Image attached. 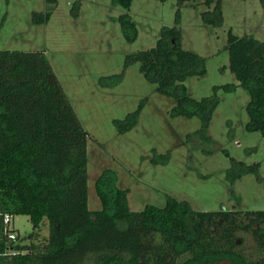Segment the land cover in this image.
I'll use <instances>...</instances> for the list:
<instances>
[{
  "label": "trees",
  "instance_id": "trees-1",
  "mask_svg": "<svg viewBox=\"0 0 264 264\" xmlns=\"http://www.w3.org/2000/svg\"><path fill=\"white\" fill-rule=\"evenodd\" d=\"M177 1L182 8L195 0ZM201 1L210 8L201 13L202 21L223 26L222 0ZM113 2L129 11L134 0ZM73 12L77 14L78 6ZM51 16V10L34 13L33 21L44 24ZM118 22L125 40L136 41L132 16L123 14ZM180 23L179 10L176 26L164 27L154 48L127 56L125 69L140 64L156 91L175 101L171 117L200 120L201 127L187 136V143L210 145L208 129L220 103L217 93L236 86H215L213 95L200 100L189 95L186 80L206 75L207 67L204 57L183 49ZM227 51L229 69L250 98L246 130L264 137V41L230 30ZM123 75L104 77L101 83L117 86ZM146 101L124 120H114L120 134L137 125ZM88 136L45 52L0 51L1 264H264V211L201 212L170 196L163 207L132 211L129 190L118 187L110 172L96 183L102 207L91 210ZM224 153L231 162L226 174L231 184L248 174L258 176L260 164L247 165ZM159 157L154 164L169 160L168 154ZM5 215L28 216L35 229L47 221L48 237L42 242L36 234L24 241L17 234V241L9 240Z\"/></svg>",
  "mask_w": 264,
  "mask_h": 264
},
{
  "label": "rangeland",
  "instance_id": "rangeland-1",
  "mask_svg": "<svg viewBox=\"0 0 264 264\" xmlns=\"http://www.w3.org/2000/svg\"><path fill=\"white\" fill-rule=\"evenodd\" d=\"M222 8L224 24L213 27L201 19L210 10L201 0L182 8L177 0H134L129 11L113 0H0V51L45 52L88 132L91 210L101 209L96 183L110 172L118 187L129 190L132 211L163 207L168 196L201 212L264 211V137L246 130L250 98L229 69L227 51L230 30L264 41V6L260 0H222ZM50 10L48 22L34 23V13ZM179 10L182 47L204 57L207 67L206 75L186 80L189 95L200 100L213 95L215 86H236L217 93L220 103L208 129L210 145L187 143V136L201 127L200 120L171 117L175 101L156 91L140 64L125 69L127 56L154 48L162 29L176 26ZM126 13L138 30L133 43L125 40L118 22ZM120 73V84L102 85V78ZM145 99L137 125L120 134L114 120H124ZM224 151L247 165L260 164L258 176L248 174L231 184L226 177L231 162ZM164 154L169 155L167 163H153ZM10 228L24 241L39 234L44 242L49 233L47 221L35 229L24 215L13 217Z\"/></svg>",
  "mask_w": 264,
  "mask_h": 264
},
{
  "label": "built area",
  "instance_id": "built-area-1",
  "mask_svg": "<svg viewBox=\"0 0 264 264\" xmlns=\"http://www.w3.org/2000/svg\"><path fill=\"white\" fill-rule=\"evenodd\" d=\"M13 217L10 215H5L4 216V224L6 226L5 232L8 234L9 240L11 241H17L18 235L17 233L10 228V225L12 223ZM8 252H11L12 254H16L14 250L10 249ZM0 264H1V256H0Z\"/></svg>",
  "mask_w": 264,
  "mask_h": 264
}]
</instances>
